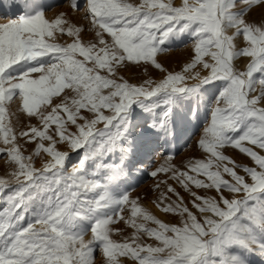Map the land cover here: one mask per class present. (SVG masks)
<instances>
[{"label":"snow or ice","instance_id":"1","mask_svg":"<svg viewBox=\"0 0 264 264\" xmlns=\"http://www.w3.org/2000/svg\"><path fill=\"white\" fill-rule=\"evenodd\" d=\"M71 7L86 11L95 43L83 44L65 14L48 20L40 0H25L22 15L0 23V159L15 166L0 178V194L11 189L0 208V264H94L97 252L105 264H264V155L256 150L264 151V0H71ZM257 8L260 19L247 18ZM59 35L74 42H54ZM181 37L191 38L194 54L181 71H167L157 56ZM129 65L146 77L139 84L119 76ZM150 67L165 74L156 80ZM216 82L198 142L204 159L181 171L168 155L150 172L170 174L189 194L190 206L161 181L157 207L180 218L170 225L121 187L152 138L171 134L181 101ZM17 101L38 121L19 133L11 120ZM133 106L146 114L139 123ZM229 148L255 166L239 167ZM168 193L176 200L166 202ZM119 221L133 232L114 228Z\"/></svg>","mask_w":264,"mask_h":264},{"label":"rangeland","instance_id":"2","mask_svg":"<svg viewBox=\"0 0 264 264\" xmlns=\"http://www.w3.org/2000/svg\"><path fill=\"white\" fill-rule=\"evenodd\" d=\"M78 2L83 5L85 0H78ZM24 3L25 0H0V23L7 22V19L5 18L16 19L19 15H22ZM181 3L182 0H174V4L176 5H180ZM40 5L43 8L45 17L48 20H53L60 14H65L70 23L80 27L82 31L79 38L83 44L87 45L96 42L97 38L94 30L90 26V19L86 18V11L73 9L71 7V0H40ZM259 13L260 9L257 8L253 10L247 18L259 20ZM54 42L67 46L74 42V38L68 37L67 35H59L58 39ZM236 43L239 46L240 40L238 39ZM169 47V51L158 54V62L161 63L167 71L179 72L181 71L183 65L189 62L190 58L194 54L193 42L191 38L185 40V38L181 37L173 41ZM234 63L237 70H246V63H242L240 61H236ZM149 72L151 77L156 80H159L165 74L151 67ZM203 74L206 73H202V75ZM119 76H122L128 82L133 84H139L146 78L143 75L142 70L137 68L135 65H129L127 68L121 69ZM189 83H193V81H189ZM220 86V82L205 85L198 98L192 97L191 99L181 101V106L175 110L171 134L168 136L161 135L158 138H152L150 147L140 151L136 168L132 170L129 176L124 178L121 191H130V198L137 199L140 206L147 209L162 222L170 225H176L179 223L180 218L171 213H164L157 207V202L161 193L166 191V185L161 183V181H167L168 185L174 187L176 191L184 197L185 203H189L190 197L176 181L169 179L170 174L161 172L156 177H152L150 172L154 171L158 167L164 166L166 163L165 157L168 155L174 156V159L170 161V163H173L181 171L187 170V166L190 161L194 162L204 159L206 154L199 148L198 142L203 135V126L215 99L214 93L218 94ZM259 88L260 86H257L256 94L259 93ZM57 100L58 98H53V102H57ZM259 106L264 107V104ZM145 116L146 114L142 113L140 108L133 106L132 117L135 122H141ZM11 120L17 133L25 130L27 126L38 124L35 117H28L26 113L23 112L18 101L11 105ZM142 130L143 129L141 128L137 129V131ZM19 142L21 144L24 143L23 140H20ZM58 147L60 150H64L63 145ZM27 148L28 151L25 152V155L30 154L34 145L29 144L27 145ZM256 150L259 154L264 155V151L259 149ZM225 154L235 160L239 167L255 166L254 162H252L250 158L243 154H239L231 148L227 149ZM73 159H75V155L73 156ZM34 165L36 168H40L42 166L39 159L34 160ZM14 167L15 166L11 165L7 159H0V178H9V173L14 169ZM10 190L11 189H8L5 193L0 194V208L5 206L4 197H6L8 191ZM193 190L197 191L200 195H204L206 192V190L203 189L194 188ZM207 194L214 195L215 193L214 190H207ZM168 195L170 200L166 202L176 200V197L173 194L168 193ZM123 215L127 220L130 213L126 210ZM149 226L155 227V225L151 224ZM113 227L123 230V235L125 236H128L133 232V229L128 227L124 221H119ZM87 238L88 237H86V239ZM113 238L119 241L121 236L114 235ZM145 240L148 243L153 242L148 240L146 237ZM96 257L97 258L94 260V264H105L106 258L103 256L102 252H97ZM126 264H131V261H126Z\"/></svg>","mask_w":264,"mask_h":264}]
</instances>
